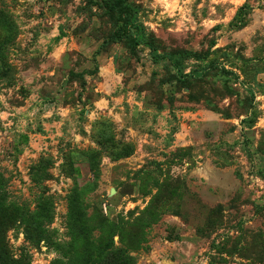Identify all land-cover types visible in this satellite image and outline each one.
I'll list each match as a JSON object with an SVG mask.
<instances>
[{
  "label": "rangeland",
  "instance_id": "1",
  "mask_svg": "<svg viewBox=\"0 0 264 264\" xmlns=\"http://www.w3.org/2000/svg\"><path fill=\"white\" fill-rule=\"evenodd\" d=\"M0 191V264H264V0H0Z\"/></svg>",
  "mask_w": 264,
  "mask_h": 264
},
{
  "label": "trees",
  "instance_id": "2",
  "mask_svg": "<svg viewBox=\"0 0 264 264\" xmlns=\"http://www.w3.org/2000/svg\"><path fill=\"white\" fill-rule=\"evenodd\" d=\"M0 194L2 195V192H1V191H0ZM4 202H5V197L2 196V197H1V203L4 204Z\"/></svg>",
  "mask_w": 264,
  "mask_h": 264
}]
</instances>
